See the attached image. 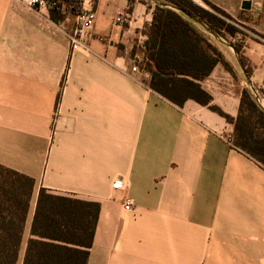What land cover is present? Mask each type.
<instances>
[{"label":"crops","instance_id":"obj_1","mask_svg":"<svg viewBox=\"0 0 264 264\" xmlns=\"http://www.w3.org/2000/svg\"><path fill=\"white\" fill-rule=\"evenodd\" d=\"M143 1L126 13L128 0H96L87 49L71 52L75 13L0 0V165L34 181L17 264L40 188L99 205L86 264H264V168L231 147L223 118L131 74L154 3ZM206 1L264 36V0ZM263 46L251 35L241 47L254 88ZM220 50L236 77L217 65L200 85L235 117L246 84Z\"/></svg>","mask_w":264,"mask_h":264},{"label":"trees","instance_id":"obj_2","mask_svg":"<svg viewBox=\"0 0 264 264\" xmlns=\"http://www.w3.org/2000/svg\"><path fill=\"white\" fill-rule=\"evenodd\" d=\"M48 1L55 2L50 9L55 20L62 18L58 13L63 7L76 15L81 9L75 0ZM153 1L150 22L141 32L145 36L138 48L142 58L135 59L137 67L149 74L147 87L178 107L191 100L223 118L232 125L231 147L264 168V108L254 99L244 77L246 85L240 91L235 117L212 104L200 85L217 65L236 77L205 28L233 47L245 74L251 77L241 44L235 41V20L206 0H200L202 6L192 0ZM134 2L128 0L126 13H131ZM255 91L264 101V84ZM33 189V179L0 165V264L18 262ZM98 211L95 202L40 188L21 264H86Z\"/></svg>","mask_w":264,"mask_h":264},{"label":"built area","instance_id":"obj_3","mask_svg":"<svg viewBox=\"0 0 264 264\" xmlns=\"http://www.w3.org/2000/svg\"><path fill=\"white\" fill-rule=\"evenodd\" d=\"M30 9L33 10H40V9H51L55 6V2L48 1V0H15ZM95 20V11L92 7L91 0H86L81 7L79 13L76 15V23L72 31L68 34L69 39V46L71 52L78 51V50H86L87 49V39L89 37L90 30L93 26ZM126 21V13L121 12L115 18V23L123 24ZM238 32V31H237ZM247 36H242L240 32L235 34V41L243 46L244 38ZM263 45L264 39L257 38ZM262 56L264 58V46L262 49ZM131 74L142 76L145 78L149 77V74L144 70H141L137 67L135 60H133V66L131 68ZM261 105L264 106V101L261 98H258ZM227 142L230 144V137L226 138ZM122 180L116 181L113 183L114 188H121L122 187ZM124 210L131 209V203L126 200L123 205Z\"/></svg>","mask_w":264,"mask_h":264},{"label":"rangeland","instance_id":"obj_4","mask_svg":"<svg viewBox=\"0 0 264 264\" xmlns=\"http://www.w3.org/2000/svg\"><path fill=\"white\" fill-rule=\"evenodd\" d=\"M77 3H79L80 4V6L82 7L83 6V4H84V2L86 1V0H75ZM141 1V3H145L143 0H140ZM91 2H92V7H94V0H91ZM201 4V2L199 3V5ZM201 6H202V4H201ZM63 9H64V7H63ZM139 18L141 19V21H142V15H139ZM233 24V23H232ZM235 27H236V29H237V31L238 32H240L241 34H242V36H250L251 37V35H255L257 38H260V36L259 35H257V34H255V32L250 28V27H248V26H246V25H242V24H238V23H236V24H233ZM138 41H139V39H136V40H134V45H137V46H139V44L140 43H138ZM211 41L216 45V46H218L220 49H222V50H226L227 51V47L223 44V43H220V42H218L215 38H213L212 36H211ZM227 44H229L228 42H226ZM140 59H141V55H140V53L137 55ZM230 58H231V60H232V62L236 65V62L234 61V57L233 56H230ZM135 63H136V61H135ZM237 66V65H236ZM237 68V70H239L238 69V67H236Z\"/></svg>","mask_w":264,"mask_h":264},{"label":"water","instance_id":"obj_5","mask_svg":"<svg viewBox=\"0 0 264 264\" xmlns=\"http://www.w3.org/2000/svg\"><path fill=\"white\" fill-rule=\"evenodd\" d=\"M247 4H248L247 1L243 2V7L246 8ZM245 5H246V6H245ZM191 19H192L194 22H196L197 24L201 25L203 28H205V26L202 25L199 21H197V20H195V19H193V18H191ZM205 30H206V32H208L213 38H215L218 42L223 43L227 48H229V49L231 50V52L233 53V56H234V59H235L236 65H237L238 69L241 71V73H242V75H243V77H244V80L246 81L247 86L249 87V89L251 90V92H252V94H253V96H254V99L256 100V102H257L262 108H264V106L261 105V103L259 102V99H258L259 97H258V95H257V93H256V91H255V88H254V87L252 86V84H251V80H250V78L245 74V71H244V69H243V66H242V63H241V60H240V58H239L238 53L233 49V47H232L230 44H227L226 42L220 40L216 35L210 33V31H209L207 28H205Z\"/></svg>","mask_w":264,"mask_h":264}]
</instances>
